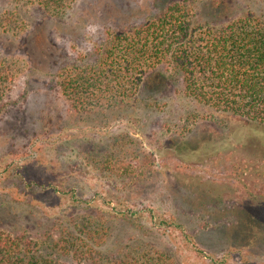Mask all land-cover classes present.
I'll return each mask as SVG.
<instances>
[{"label": "rangeland", "instance_id": "1", "mask_svg": "<svg viewBox=\"0 0 264 264\" xmlns=\"http://www.w3.org/2000/svg\"><path fill=\"white\" fill-rule=\"evenodd\" d=\"M169 1L76 0L56 17L0 0V14L26 27L0 35V55L22 70L0 121V230L37 239L91 221L108 232L97 242L110 254L148 244L175 264H264V138H229L175 86L146 89L132 116L76 111L57 84L61 69L96 59L106 32L142 24ZM197 5L201 22L264 16V0Z\"/></svg>", "mask_w": 264, "mask_h": 264}, {"label": "trees", "instance_id": "2", "mask_svg": "<svg viewBox=\"0 0 264 264\" xmlns=\"http://www.w3.org/2000/svg\"><path fill=\"white\" fill-rule=\"evenodd\" d=\"M10 1L37 6L56 17L65 15L76 2ZM197 6V0H172L142 24L109 30L96 47L93 62L74 63L59 71L61 94L79 112L124 107L133 116L141 108L146 89L161 93L175 86L191 104L206 110V120L227 126L229 138L250 141L247 132L264 138V16L247 13L221 22H201ZM222 7L226 6L211 7L213 14L208 16L216 18L219 10H226ZM23 30L26 27L15 14H0V35L18 36ZM17 62L0 55V121L12 111L6 100L22 75ZM136 104L139 107L134 109ZM211 141L200 139L199 144ZM79 228L67 227L58 230L59 235L54 231L37 239L0 230V264H64L65 260L75 264H175L169 255L148 244L110 254L97 242L99 236L108 234L103 227L100 230L89 221Z\"/></svg>", "mask_w": 264, "mask_h": 264}]
</instances>
